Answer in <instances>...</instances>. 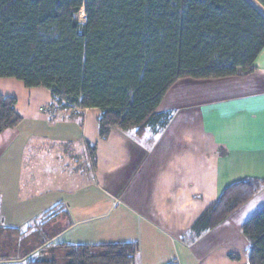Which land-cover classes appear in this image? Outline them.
Returning a JSON list of instances; mask_svg holds the SVG:
<instances>
[{"label":"trees","instance_id":"16d2710c","mask_svg":"<svg viewBox=\"0 0 264 264\" xmlns=\"http://www.w3.org/2000/svg\"><path fill=\"white\" fill-rule=\"evenodd\" d=\"M0 0V78L52 92L51 106L97 108L99 132L158 133L159 111L180 78L248 75L264 49V0ZM84 14V21L80 16ZM0 93V133L23 116ZM96 159V147L91 148ZM264 188L258 178L226 186L192 225L216 229ZM58 203L34 229L0 224V264H135L139 243H50L72 223ZM247 264H264V208L244 222ZM38 253V257L32 255Z\"/></svg>","mask_w":264,"mask_h":264},{"label":"crops","instance_id":"0c3cea01","mask_svg":"<svg viewBox=\"0 0 264 264\" xmlns=\"http://www.w3.org/2000/svg\"><path fill=\"white\" fill-rule=\"evenodd\" d=\"M257 6L264 13V8ZM233 78L245 80L237 89L250 114L243 119L242 128H231V137L224 135L228 150L223 147L225 153L218 162L229 160L226 167L214 172L210 162L195 163L204 168L203 172L195 170V177L204 180L213 197L206 203L201 202L202 195H194L196 190L189 181L151 175L153 145L146 144L144 136L152 131L139 136L132 129H113L107 140H102L99 109L55 108L50 90L28 88L15 78H0V93L16 98V108L23 116L17 127L0 133V224L22 228L24 222L63 203L68 209L73 205L81 215L50 243L78 228L67 243L138 242L135 264H247L250 244L242 226L264 203L245 210L264 194V188L234 214L242 213L241 220L234 221L233 215L214 230L199 235L192 232L196 219L226 186L247 177L264 180V155L243 159L252 147L264 150V49L254 72ZM233 97L226 100L228 107L238 99ZM94 146L96 159L91 156ZM158 149L156 145L154 150ZM236 152L241 155H234ZM249 168L254 174H249ZM171 192L183 197L180 208L179 197L174 199ZM190 202L193 205H187ZM104 205H108L107 212ZM110 212L130 219L122 224L100 219ZM74 237L80 240L74 241Z\"/></svg>","mask_w":264,"mask_h":264},{"label":"rangeland","instance_id":"374dc122","mask_svg":"<svg viewBox=\"0 0 264 264\" xmlns=\"http://www.w3.org/2000/svg\"><path fill=\"white\" fill-rule=\"evenodd\" d=\"M80 19L84 21V14L80 16ZM239 83H245V80H239V78H180L171 86L158 108L159 111H170L172 113V119L169 125L158 133L150 132L144 136L146 144L153 145L151 175L154 177L161 176L177 180L183 178L185 179L184 181L190 182L191 189L196 190V194L194 195H202V203H206L207 200H213V197H211L212 194L207 190V185H205L204 180L195 177V170L200 169L202 171V169H204L203 167L197 168L200 162H210L212 165L211 171L214 170V172L217 170L220 171L224 166L226 167L229 160H227V163L225 159L221 161V164L218 162L225 153L224 148L228 150V147L224 145V135L226 137L227 135L231 137V128H242L241 123L243 119H247V116L250 114V109H248L249 105L242 102L239 98L241 96V91L237 88L242 86V84ZM231 96H235L233 98L238 97V99L232 102V107H228L227 105L230 102H226V100H229ZM156 145H159V149H164V151L160 152L159 149L154 150ZM256 148L258 147H252L250 151H246L243 159L244 157L253 159L254 156L258 157L264 155V150L256 151ZM233 154L241 155V153L238 152ZM232 159L235 158L231 157L230 160ZM234 163H236L237 166L241 165L240 162ZM158 170H160V172H158ZM250 170L249 174H254L253 169L251 168ZM257 178L263 180L261 177ZM177 180L175 182H177ZM171 186L173 185L170 184L169 187ZM198 189H200V191H197ZM169 191L170 190H168V192ZM203 191L206 193H202ZM171 194L174 199H176L177 196L179 197V193L177 196H174L172 192ZM256 199L257 200H254V202L248 204L245 212L250 210L251 207L259 208L260 205L258 204L264 203V194L262 196H257ZM182 204L183 197H179V208ZM187 205L191 206L193 202ZM107 208L108 205H104L105 212H107ZM116 208L117 207H114V209ZM68 211H70L71 222L80 218V212L77 211V208L73 205ZM241 217L242 213L236 216L234 221L241 220ZM100 219H114L122 224L127 222L130 217L116 216L110 212L109 215L101 217ZM44 220L45 216L41 215L35 217L33 221L24 222L22 228L26 231L28 225L31 223L32 224L29 226L31 229H34L35 226L41 227ZM95 221L96 220H93L90 223H94ZM83 226L84 224L79 227ZM78 230V228H75L71 233L61 235L55 242H67L70 236H73ZM74 238V241L80 240L79 237ZM37 254L38 253H35L33 255L38 257Z\"/></svg>","mask_w":264,"mask_h":264}]
</instances>
